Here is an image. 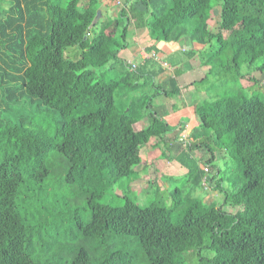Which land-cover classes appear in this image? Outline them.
Instances as JSON below:
<instances>
[{
	"label": "trees",
	"instance_id": "trees-1",
	"mask_svg": "<svg viewBox=\"0 0 264 264\" xmlns=\"http://www.w3.org/2000/svg\"><path fill=\"white\" fill-rule=\"evenodd\" d=\"M122 1L108 15L112 0H0V264H264V93L195 103L198 127L183 137L180 123L165 140L176 127L153 98L178 95L180 73L156 85V60L120 56L133 27L154 43L188 39L203 51L184 59L198 56L208 74H263L264 0ZM214 7L217 31L206 23ZM161 144L186 170L171 208L151 181L146 204L131 190L148 172L142 152ZM212 147L235 161L225 179L207 176Z\"/></svg>",
	"mask_w": 264,
	"mask_h": 264
},
{
	"label": "rangeland",
	"instance_id": "rangeland-1",
	"mask_svg": "<svg viewBox=\"0 0 264 264\" xmlns=\"http://www.w3.org/2000/svg\"><path fill=\"white\" fill-rule=\"evenodd\" d=\"M112 3L115 4V6H113V12L114 15L117 13V11L121 8L123 1L122 0H112ZM210 17H208V19L206 20V23L210 26V28L213 31H217L218 30V22H219V8H212L210 10ZM148 16V15H147ZM224 37L227 36L226 33L223 34ZM131 36L127 37L128 42H130V38ZM173 45V44H172ZM164 53L167 52V49H162ZM203 51V50H202ZM67 52H64V56H67ZM208 52V51H207ZM145 54V53H144ZM68 56H72V57H77V53L74 51H70L68 52ZM159 57L161 58V56L159 55ZM140 59V58H139ZM138 59V57H132V62L134 63H138L140 60ZM182 60L180 57H178L177 54H168L166 53V55L159 59L158 61L154 62V66L155 67H160L163 69V75L159 76L156 79V85L162 81L167 79L168 77L172 76L174 73V69H170L171 67H173L174 65H176V69L177 72L181 73L182 72V76H185L189 81L196 79V81H199V78H203L204 76L206 77L203 82H197L195 84L192 85L191 88L186 89V91H181L178 95L175 96H171V97H164V96H156L155 98H153V102L158 103V104H163L166 105L167 103H170V101L174 102L176 105H180L182 103H186V102H195V103H200V102H207L210 101L214 98H218L221 97L223 95H227V94H232L235 93L237 90H243L248 94H252V93H260L263 92L264 93V73L261 74L259 73L257 70H254V67L252 69H246L245 67H243L241 69V73H246L247 71V76L250 77H244V79H238L234 82L229 81L228 77H225L223 75L218 76V74L216 72L210 73L208 74V72L202 73L199 71H194V70H187L186 69V64H180ZM194 64H197V62L193 61ZM257 66V65H256ZM204 68H208V67H204ZM206 70V69H205ZM185 78V79H186ZM243 85V86H242ZM244 87V88H243ZM150 90L149 94H153V88L148 89ZM168 107V106H167ZM29 109L25 110L23 113H29ZM14 112V111H13ZM9 114V113H8ZM11 117H13L12 114H9ZM58 116L55 114H52L51 117L47 120V122L49 124H52L53 121L55 119H57ZM181 118V117H180ZM187 121L189 123V125L191 126V128H197L198 127V121L197 118L194 114H191V117H186ZM189 118V119H188ZM169 125L174 128V120H167ZM145 124H147L146 120H142L141 122L137 123L135 126L136 130H140L142 127L145 126ZM189 130H184L183 131V135H188L189 134ZM153 143V142H151ZM161 147H163V144H161V146H159L158 148L154 149V152L156 154V158L158 159V163H160L162 166H164V172L159 171L157 173H155V178L152 176V173H146V175L144 176L143 181H135L132 183V187L131 190L135 191L137 193L140 204H146L147 202H149V199L144 200L146 197H148L150 195V193L148 192V188H150V186H152L151 182H153L159 189L164 188V192L162 194H160V198L157 199L159 200L160 203H162L165 207L167 208H171L172 207V201H171V197H170V193L174 190V188L179 187L182 188L184 192H187V185H186V179L184 177V174L186 173V170L183 169L181 170L182 172H179V168H177V165H179L177 162L170 161L172 164L167 165V159L164 158L163 156H161ZM214 155H215V160L212 163V167H211V171L207 174V176H211V175H216L217 178L222 177L225 179V176H227L226 173H228L229 169H232L235 167V161L228 155L227 152H225L224 150H220L218 148H214ZM142 157L144 159L147 158V155H145V151L142 152ZM194 157L197 159L199 157H197L196 155H194ZM201 157H203L201 160H198V165L200 168L203 167L204 161L206 159H208L210 157V153L208 152V149L206 148H202L201 150ZM147 160V159H146ZM140 168V167H138ZM218 172V174H216ZM230 173V172H229ZM164 174V175H162ZM236 174V173H235ZM167 175L168 178L165 179V176ZM164 177V179H163ZM236 177V175L234 176ZM151 181V182H149ZM230 184L227 182H224V188L225 190H231L229 188ZM117 192H119L118 190H115ZM216 192V191H215ZM215 192H211L210 195L207 194V192L205 190H203V188H198L196 191V195L200 196L201 198H205L207 201H211L212 199H214L215 201H219L222 202L223 201V193H215ZM116 193V192H115ZM160 193V190H159ZM118 194V193H117ZM214 194H216V196H214ZM111 199H109L108 201H110ZM121 200L118 199H112V202L114 203H118ZM228 206L223 207L225 210L227 209ZM229 209L232 212H235L239 209H241V205H234L229 207ZM205 254H207L204 250L202 251V256H205Z\"/></svg>",
	"mask_w": 264,
	"mask_h": 264
},
{
	"label": "crops",
	"instance_id": "crops-1",
	"mask_svg": "<svg viewBox=\"0 0 264 264\" xmlns=\"http://www.w3.org/2000/svg\"><path fill=\"white\" fill-rule=\"evenodd\" d=\"M103 1L105 3V0H103ZM111 8H113V7H110V8H104L103 7L101 9V13L102 14L107 13L108 15H114L113 9H111ZM128 36H131V37H129L130 38L129 46L126 50H123L120 52V56L123 59H125L127 62H132V57H138V59L141 58L142 63L145 62L146 60L150 61L151 59L158 61L159 59L163 58L166 55V53L171 54V55L177 54L178 57H180L182 60H184V55H182V54L184 52L188 51L190 48H197V49L202 50L201 48L197 47L195 44H193L192 42H190L186 38H182L178 42L154 43L153 41H151L148 38L147 33L144 29H136V28L131 27L129 32H128ZM150 46H154L155 50L151 49L150 51H147L146 49L149 48ZM165 48L167 49L166 53H164L162 50ZM159 55L161 56V58L159 57ZM197 57L198 56L194 57V59H192V60L182 61L180 64H183V65L186 64L187 70H194V71H199V72L202 71V73H204V71L207 72L208 68L202 67L200 65V61ZM193 61L197 62V64H194ZM170 69H174L173 71H175L176 65H174ZM162 75L163 74H161V76ZM175 78H176L178 87L180 88V92L181 91L185 92L186 89L191 88L192 83L196 81V79H194V81L193 80L189 81L185 76H182V72L180 74H178ZM198 79H202V78H199V76H198ZM155 104L157 106L162 105V104H158V103H155ZM194 104H195V102H186V103L184 102L180 105H176L172 101H170V103L166 104V108L168 110V112H166L167 113L166 118H165L166 122L168 123L167 120H174L173 123H174V125H175L174 127H176V129L170 133H167L165 136V140L171 139V138L175 137L176 135H178L177 126L180 123L184 122L185 125H187V128H188L187 130L192 129L188 123L189 120L187 121L186 117H191V114H194ZM164 112L161 110V113H164ZM146 152H147L146 162L148 164V173L153 174V173H157L161 170L164 172L165 167L162 166L160 163H158V159L156 158V154L154 152V149H152V150L148 149V150H146ZM168 164L169 163L167 162V165ZM177 168H179V170H180L179 172H182L181 170L184 169L180 165H177Z\"/></svg>",
	"mask_w": 264,
	"mask_h": 264
},
{
	"label": "built area",
	"instance_id": "built-area-1",
	"mask_svg": "<svg viewBox=\"0 0 264 264\" xmlns=\"http://www.w3.org/2000/svg\"><path fill=\"white\" fill-rule=\"evenodd\" d=\"M183 137H185V135H183Z\"/></svg>",
	"mask_w": 264,
	"mask_h": 264
}]
</instances>
